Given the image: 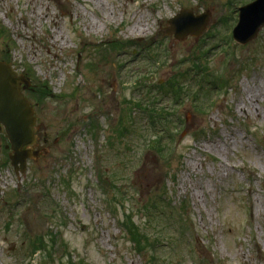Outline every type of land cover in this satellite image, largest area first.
Listing matches in <instances>:
<instances>
[{"label":"rangeland","instance_id":"rangeland-1","mask_svg":"<svg viewBox=\"0 0 264 264\" xmlns=\"http://www.w3.org/2000/svg\"><path fill=\"white\" fill-rule=\"evenodd\" d=\"M253 1L0 0L41 152L16 174L0 127V264H264V30L231 36ZM182 8L205 34L165 35Z\"/></svg>","mask_w":264,"mask_h":264},{"label":"water","instance_id":"water-1","mask_svg":"<svg viewBox=\"0 0 264 264\" xmlns=\"http://www.w3.org/2000/svg\"><path fill=\"white\" fill-rule=\"evenodd\" d=\"M209 17V12L195 15V10L181 9V13L169 21L164 33L174 36L177 41L190 36L200 37L211 23ZM239 19L235 28V41L242 45L250 44L264 28V0L242 7ZM31 86L30 80L15 72L12 64L0 62V127L5 130L10 148L16 154L11 157L16 173L25 172L28 160L37 159L41 154L34 150L38 140L35 110L23 95V90Z\"/></svg>","mask_w":264,"mask_h":264},{"label":"bare ground","instance_id":"bare-ground-1","mask_svg":"<svg viewBox=\"0 0 264 264\" xmlns=\"http://www.w3.org/2000/svg\"><path fill=\"white\" fill-rule=\"evenodd\" d=\"M134 28H135V27H134ZM134 28H133V29H134ZM135 30H136V31L140 30V27H137ZM135 30H134V31H135ZM251 95H252V94H251ZM253 96H254V95L250 96V103H249V104H250V107H251V108L254 107V105H253L254 97H253ZM255 97L257 98V96H255ZM255 100L257 101V99H255Z\"/></svg>","mask_w":264,"mask_h":264},{"label":"trees","instance_id":"trees-1","mask_svg":"<svg viewBox=\"0 0 264 264\" xmlns=\"http://www.w3.org/2000/svg\"><path fill=\"white\" fill-rule=\"evenodd\" d=\"M36 247H40L39 245H38V243L35 245ZM41 248V247H40Z\"/></svg>","mask_w":264,"mask_h":264}]
</instances>
